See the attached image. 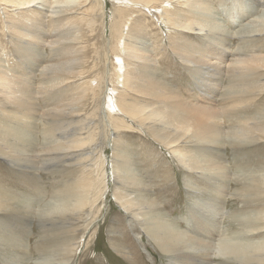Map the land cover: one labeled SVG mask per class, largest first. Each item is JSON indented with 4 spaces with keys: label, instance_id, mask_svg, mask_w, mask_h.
Here are the masks:
<instances>
[{
    "label": "rangeland",
    "instance_id": "374dc122",
    "mask_svg": "<svg viewBox=\"0 0 264 264\" xmlns=\"http://www.w3.org/2000/svg\"><path fill=\"white\" fill-rule=\"evenodd\" d=\"M52 1L54 3V0L51 2L47 0L51 5ZM89 1L92 0H87L84 4L89 10L86 14L87 19L78 21L80 14L68 15L69 22L70 24L79 22L84 32L87 28L89 32H93L96 27L94 32L97 35V37L94 35L96 49L107 48L109 46L106 37L108 29L105 28V36H99V22L103 21L105 26H108L116 2L106 0L103 19ZM250 1L252 2L212 0L210 8L215 15L214 20L233 31L240 24L247 23V20L255 16V19L261 17L260 8L255 7L253 0ZM233 3H238L247 12L237 24L231 22L228 17L231 13L225 10V7L231 8ZM243 3H248L249 8H245ZM143 6L146 5L143 4ZM167 6L171 5L167 4ZM172 6H174L173 12L181 15L183 11L181 3H173ZM242 8H238L237 11H241ZM186 10L192 11L190 8ZM25 12L26 10H15V7L0 2V62L16 77L26 79L23 83L14 84V87L19 90L16 94L19 98L15 96L13 99L18 109L13 102L0 103V264H6L4 257L10 259L9 261L21 262V264H35L42 258L53 257L59 253L61 247L70 241L73 232L70 227H67L68 225L46 224L45 220H40L42 207L45 208L47 202L56 197L57 193L63 190L69 193V187L87 177H93V183L98 189L101 183V186L106 185V188L102 191L103 194L95 208L90 213L87 212L84 219L79 221L76 235L78 242L71 264H166V256L140 231L138 224L129 225L133 221L119 206L112 193L119 197L118 192L125 191L129 198L138 203L141 200H153L157 207L159 206L161 216L169 218L182 228L187 226L185 216L188 214V208L193 205L195 197L212 198L217 201L221 197H218L215 190L218 186L224 185L227 188L225 204L222 206L225 212L222 228L226 229L227 235L242 237L241 231L247 225L254 222L264 224L263 219L254 221L248 217L251 213L264 211V192H260L259 188L254 185H249V180L242 176L264 166V138L239 141L224 136L222 143L217 145L220 148L217 160L221 161L223 158L219 172L227 171V176L222 178L219 174H213L214 177L208 178L207 176L212 173L207 170L205 174H196L184 169L174 154L163 144L146 131H140L134 122L131 124L130 119L120 118L121 113L114 112L111 119L104 116V122L112 121L114 125L104 128L102 143L117 142L121 150L116 151V157L112 161V151L109 145L103 146L106 149L104 165L107 176L102 174L99 168L102 161L97 148L93 151L94 165L91 169L73 164L47 168V151L51 149L54 142L50 136L52 129L48 127L49 122L55 119V124H57L61 121V117L46 116L42 110L55 107L56 101L61 102L72 94H76L80 87H84L82 89L87 92L81 101L80 115L91 116L93 114L91 111L96 109V105L102 104L101 96L106 91L112 93L109 87L116 84L115 75L108 56L91 54L92 49L89 48L87 51L90 56L85 58L81 67L84 71V78L72 79L73 84L69 85V89L53 87L50 88L52 90H47L48 92L45 90L39 92L38 87L43 82L41 68L51 61V64L55 63L54 60L57 61L62 54L60 47L49 46L50 44L47 43V40H52L58 34V27L61 24L48 18L43 20L42 15L33 13V16L38 17V21L32 18L33 24L30 30L33 31L32 35L44 36L43 41L36 38L30 39L31 34L24 33L21 29L20 35H17V31L9 27V21L26 19L28 14ZM152 14H157V12L147 6L144 15L140 16L144 17L143 22L147 25L146 28L144 27L146 48L149 53L152 52L151 58L153 53L157 55V63L154 67L151 66L153 74L144 76V80L157 78L156 85L151 88V92L159 94L157 100L169 104L172 100L171 96L177 92L189 103H195V100L199 99L201 101L199 104L213 103L212 105L216 108L221 107L227 121H229L227 119L229 115L241 116V120H244L255 117L254 114L264 113V92L256 93L249 99L244 95L225 98L224 90L229 83L228 76L221 80L222 88L214 97L216 102L214 100L209 102L200 97L198 95L200 92L195 89V74L189 71L190 67L180 59L175 51H177L176 44H181L180 46L185 45V48L190 51L198 50L203 54H209L206 51L209 50L205 46L206 40L197 31L183 30L182 32L178 28L163 24L160 20L157 21ZM231 16L233 19L236 18V13H232ZM42 21L44 23H41ZM252 35L255 36L246 40H240L237 36L228 37L229 50L227 52L238 50L236 53L244 58H248L251 54L264 55V33L260 35L253 33ZM17 36L34 42L30 52L25 54V57L30 55L28 60L22 56L25 46L17 40ZM62 61L66 63L67 56ZM75 64L76 62H67L65 66H75ZM254 65L256 64L253 63V67ZM251 73H258V80L264 77V71L251 68L246 78L248 83V76ZM167 87L170 88L169 91L166 90ZM5 92H11V89H5L0 95H5ZM136 99V96L121 93L119 101L133 104ZM82 117L84 116L79 118ZM234 121L235 118H232L231 123ZM173 123L175 124L176 121ZM76 124H78L76 121L70 122L72 126ZM226 124L229 125L228 122ZM225 128L228 130L227 125H224L223 130ZM113 132L117 135H112ZM95 136L96 134H93L89 138L94 139ZM65 140H71V137H66ZM191 147L193 150H200L207 154V150ZM178 149L184 150L181 147ZM9 160L15 162L11 163ZM112 164L116 165V169ZM131 173L136 175L140 183H133ZM79 177L81 178L78 179ZM188 182L194 184L196 190L188 186ZM195 191H199L200 194L194 193ZM145 205L146 202L143 206ZM218 216L219 212L216 209V212L209 215V222L213 217L218 218ZM138 234L141 235L139 240L137 239ZM249 235H252L254 239L261 238L264 236V231ZM144 248L147 250L144 251ZM214 260L215 264H238L220 256L214 257Z\"/></svg>",
    "mask_w": 264,
    "mask_h": 264
},
{
    "label": "bare ground",
    "instance_id": "6f19581e",
    "mask_svg": "<svg viewBox=\"0 0 264 264\" xmlns=\"http://www.w3.org/2000/svg\"><path fill=\"white\" fill-rule=\"evenodd\" d=\"M1 1L7 6L15 7V10H26L25 13L28 14L26 19L9 21V27L16 30L17 35H20L21 29L24 33L31 34L30 39L36 38L43 41L44 36L32 35L33 31L30 30L33 24L32 18L36 22L38 21V17L33 16V13L42 15L43 20L48 18L61 24L58 27V34L54 32L57 35L52 40H47V43L50 44L49 46L60 47L62 54L57 61L54 60L55 63L47 62L49 64L43 65L41 68L43 82L38 87L39 92L50 91L52 90L50 88L53 87L69 89V85L73 84L72 79L84 78V71L81 67L85 58L90 56L87 51L89 48L92 49L91 54H105L111 60V69L115 75L116 84L109 87L112 90L111 94L106 91L101 96L103 102L96 105V109L91 111L93 112L91 116L80 115L81 101L87 92L82 89L84 87H80L76 94H72L61 102L56 101L55 107L42 110L46 116L61 117V121L57 124H55V119L49 122L48 127L52 129L50 136L54 142L51 149L47 151V168L73 164L91 169L94 165L93 151L97 148L102 161L99 168L102 174L107 176L104 165L106 149L103 146L109 145L112 151V161L116 157V151L121 150L117 142L102 143L104 128L114 125L112 121L104 122V116L111 119L114 112L121 113L120 118L130 119L131 124L134 122L139 127L136 129L146 131L163 144L174 154L184 169L196 174H205V170H207L212 173L207 176L208 178L214 177L213 174H219L222 178L227 176V171L219 172L223 158L221 161L217 160L220 155L218 153L220 148L217 145L222 143L224 136L239 141L264 138V113L254 114L255 117L244 120H241V116L229 115L227 117L229 121H227L221 107L216 108L212 105L213 103L199 104V99H196L195 103L192 102L193 100L192 103H189L177 92L171 96L172 100L169 104L157 100L159 94L151 92V88L158 81L157 78L144 80V76L153 74L151 66L154 67L157 63V55L153 53L151 58L152 52L149 53L146 48L144 27L146 28L147 25L143 22L144 17L140 16L144 15L145 9L150 6L153 11L157 12V14H152L157 21L160 20L163 24L178 28L182 32L183 30L186 32L197 31L206 40L205 46L209 49L206 51L209 54H203L198 50L190 51L185 48V45L180 46L181 44L178 45L174 42L177 50L175 53L190 67L189 71L195 74V89L200 92L198 94L200 97L213 102L214 97L222 88L221 80L228 76L229 83L224 90L225 98L230 99L232 96L244 95L249 99L256 93L264 92V77L258 80V73L249 74V83L246 82L247 74L251 68L264 71V55L251 54L248 58H244L236 53L238 50L227 52L229 50L228 37L237 36L240 40H246L255 36L252 35L253 33L259 35L264 33V0H253L255 7H259L262 11V16L256 19L255 16L253 19L247 20V23L240 24L233 31L214 20L215 15L210 8L212 0H114L116 4L109 18L108 26H105L103 21L99 22V36H105V28L108 29L106 37L109 46L104 49L95 47L94 35L96 37L97 35L94 32L96 27L93 32H89L88 28L84 32L79 22L74 24L69 22L68 15L80 14L78 21L87 19L88 15L86 14L89 10L85 8L87 5H84L87 0H54L52 5L47 0ZM90 2L102 17L106 0ZM247 2L252 1L247 0ZM173 3H181L183 6L181 15L173 12ZM248 3L242 5L249 8ZM167 4L171 6H167ZM36 5L37 7H34ZM231 6V8L225 7V10L231 13L228 14L231 22L237 24L246 15V9L240 7L238 3H233ZM82 7H84L83 10ZM187 8L192 11L188 12ZM238 8H242L241 11L238 12ZM232 13H236V18H231ZM9 27L7 26V28ZM238 29L240 31H236ZM17 40L24 43L22 56L28 60L30 55L25 57V54L30 52L34 42L21 39L18 36ZM91 40L92 42H90ZM66 56L67 62H76L75 66H65L67 62L62 60ZM253 63L256 64L254 67ZM25 81L26 79L16 77L5 69L0 62V94H3L7 88L11 89V92L0 95L2 100L0 103L13 102L15 105L16 101L13 99L15 96L19 98V95H16L19 90L14 87V84ZM169 89V87L166 88L167 91ZM121 93H128L132 97L136 96L137 99L133 101L135 103L120 102ZM156 101L159 102L156 103ZM11 107L14 108L12 104ZM16 108L18 109L17 106ZM14 116L17 117L16 114ZM80 116L84 117L79 118ZM232 118H235L234 123H231ZM71 121H76L78 124L72 126L70 125ZM173 121L176 123L174 124ZM224 125H227L228 130L226 128L223 130ZM93 134H96L95 138L90 139L89 136ZM112 135H117V133L113 132ZM66 137H71V140H65ZM191 146L207 150V154L200 150H193ZM179 147L184 150L178 149ZM123 156L126 157L124 154ZM10 162L14 163L15 161ZM112 166L116 169V165L112 164ZM131 176L133 183H140L135 174L131 173ZM242 176L249 180V185H254L259 188L260 192H264V166ZM97 181L101 182L99 179ZM101 185L98 189L93 183V177L82 178L69 187V193L65 190L57 193L56 197L47 202L45 208L42 207L40 220H45L46 224L68 225L67 227H70L73 233L70 241L61 247L59 253L53 257L42 258L35 264H71L78 242L76 235L79 221L84 219L87 212L90 213L98 203L97 201L100 200L102 191L106 188V185ZM187 185L196 190L194 184L188 182ZM226 188L224 185L216 188L215 193L217 192L218 197H221L217 201L212 198L195 197L193 205L188 208V214L185 216L187 226L182 228L169 218L161 216L159 206L157 207L153 200H141L138 203V201L129 198L125 191L118 192L119 197L114 193L112 195L133 221L129 225L138 224L140 231L166 256V264H213L216 256L238 264H264V236L254 239L251 237L252 235H249L264 231V224L254 222L247 225L241 231L242 237L240 235L229 236L226 229L222 228V219L225 215L222 206L225 204ZM197 193L200 194L199 191ZM145 202L146 205L143 206ZM216 209L219 212L218 218L213 217L209 222V215L216 212ZM248 217L254 221L264 220V211L251 213ZM137 239H141L140 234ZM146 250L144 248V251ZM3 259L7 261L6 264H21V262L9 261L10 259L5 257Z\"/></svg>",
    "mask_w": 264,
    "mask_h": 264
}]
</instances>
